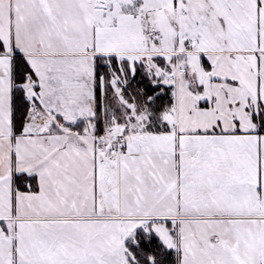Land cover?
Returning <instances> with one entry per match:
<instances>
[{
	"label": "snow or ice",
	"instance_id": "6c2138e0",
	"mask_svg": "<svg viewBox=\"0 0 264 264\" xmlns=\"http://www.w3.org/2000/svg\"><path fill=\"white\" fill-rule=\"evenodd\" d=\"M0 264H264V0H0Z\"/></svg>",
	"mask_w": 264,
	"mask_h": 264
}]
</instances>
